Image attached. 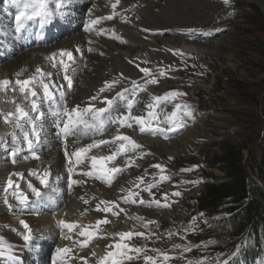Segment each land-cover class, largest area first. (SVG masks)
Returning <instances> with one entry per match:
<instances>
[{"label":"bare ground","instance_id":"obj_1","mask_svg":"<svg viewBox=\"0 0 264 264\" xmlns=\"http://www.w3.org/2000/svg\"><path fill=\"white\" fill-rule=\"evenodd\" d=\"M230 1L233 0H229L228 4H225L224 0H120L116 8L120 15L112 20H105L100 25L105 29L114 30L115 35L120 37L116 39L111 31L97 36L84 29V24L90 18V9L92 18L110 15L113 11L111 3L115 0H111V3L109 0H72L61 9L63 15L55 16L43 28L37 21H29L19 32L15 28L18 6L8 0H0V80L8 79L14 85L16 74L21 73V70L24 71L19 78L26 79L35 72L37 66H40L44 71L53 73L52 79L58 85H66L67 82L63 80V71L59 65L57 68L51 66L53 62H58L60 57L57 56L55 61H50L48 57L61 49L72 51L75 63L71 66L75 71L69 73L73 81L72 89L68 90L65 87L67 103L70 107L75 104L87 106L89 98L104 87L105 81L119 80L110 91L101 93L100 99L95 102L96 107H104L105 105L100 102L103 97L111 98L123 88L131 89L132 81L140 85L146 79H150L140 71L141 68L154 70L159 64V59L167 63L179 50L214 53L226 46L224 42L226 37L209 41L208 35L216 31L213 28L200 26L212 23L229 13ZM256 1L264 10V0ZM122 17H126V20ZM211 30L214 31L210 32ZM77 47L80 49L79 52L75 51ZM89 48L93 51H89ZM63 59L68 62L67 57ZM156 78L159 79L158 76ZM155 85L147 84L145 92L137 89L138 103L133 109L134 115H139L144 110L150 95H154L157 90ZM19 94L21 93L18 86L15 91L11 88L0 91V138L9 145H11L10 134L13 127L11 123L4 122V114L15 112L17 104H26L24 109L35 115L31 113L28 101L23 99L22 103V100L18 99ZM42 110L46 115L41 142L36 147L39 159L30 157L24 160L23 157L30 156V153L26 144H21L24 150L17 156V163L12 164L7 151L0 148V238L6 245L11 246V258L8 254L0 256V264H52V257L57 247L72 248L71 258L67 259L66 264H84L80 257H85L88 264H95V257L91 256V252L95 251L97 256L104 255L106 246L112 244L111 234L121 232L120 228L131 226L132 215L171 220L175 210H159L157 207L154 212V204L147 206L140 203H126L120 199L129 194L127 190L139 192L141 198L140 188L136 186L140 183L136 178L142 176V170L135 166L138 162L134 161L140 153L139 149L127 153V156L117 158L115 163L122 167L128 157L134 163L117 175L111 186L94 177L82 175L83 171L88 170L84 164L77 165L75 171L69 172L65 143L70 154L76 148L84 147L94 140H110L117 134V125L108 123L99 134L91 132L84 135L77 132L68 136L65 141V138L59 134L57 117L49 112L47 104L42 105ZM119 111L126 112L127 109L119 106ZM116 114V112L112 113L113 116ZM196 128L202 131L201 127L195 126L184 129L176 137L167 139L148 133L141 134L139 126L135 124L132 128L123 127L119 131L139 143H148L159 151L179 155L193 144L191 131ZM16 131L17 135H20L19 130ZM116 147L117 145L114 144L102 145L98 149H93L91 155H109ZM10 151L11 148L8 149V153ZM45 169L50 171L47 186L40 184L38 177L31 174L32 171L42 174ZM15 172L23 173V177L13 176V180L19 185L18 192H24L28 196L29 203L26 207L19 205V201L13 195V188L4 191L9 174ZM70 179L83 182L73 185L70 189ZM29 183L40 189L42 193L40 198L32 193L28 187ZM121 188L126 191L122 192ZM5 198L7 204L4 202ZM84 200L88 203L85 204ZM100 201H117L120 208L125 211L120 212L119 216L97 212L96 205ZM9 204L12 206L11 209L8 207ZM113 210L119 211V209ZM105 215L111 221L109 224L100 225L99 235L105 238L95 239L83 248L73 243L74 240L83 239L78 237V229L72 232L63 229L62 232L58 224V221L63 219L69 223L79 222L81 225L94 226L96 221L104 219ZM20 220H24L33 234L41 238L36 244L25 246L22 234L26 230ZM62 235H68L72 239H63ZM4 251L7 253L8 248L6 247ZM143 253L144 251L139 257L144 256ZM158 264H170V260L159 261Z\"/></svg>","mask_w":264,"mask_h":264},{"label":"rangeland","instance_id":"obj_2","mask_svg":"<svg viewBox=\"0 0 264 264\" xmlns=\"http://www.w3.org/2000/svg\"><path fill=\"white\" fill-rule=\"evenodd\" d=\"M8 2L14 4L12 0ZM230 2L229 13L200 26L216 31L208 35L209 41L226 37V46L214 53L209 51L212 54L179 50L167 63L159 59L157 68L152 69V73L159 77L154 95L161 96L169 91L186 94L157 108L159 119L163 121L174 111L176 104L182 106L176 109L177 116L173 119L184 123V127L168 132L167 137H176L184 129L195 126L202 128V131L199 128L191 131L193 144L179 155L167 154L148 143L135 140L143 146L134 160L138 162L135 166L142 170L143 183L139 184L141 198L145 201L160 200L161 204L170 205L162 207L153 203L154 212L159 207V210H175V214L171 220L132 215L131 226L120 230L144 233L124 242L132 248L144 249V256L154 257L156 264L165 260H170V264H188L189 261L192 264H223L242 252L244 246L251 248V258L245 257V262L239 258L238 264H264V221L256 225V234L252 232L253 227L249 229L247 225L241 232L229 237L228 246L211 248V240H214L211 221L228 218L230 213L225 208L213 214L203 212L207 186L210 187L213 182L211 176L225 175L224 164L218 160L225 157L228 147H232L233 152H239L237 158L243 165L248 187L260 189L264 194V10L256 0ZM160 70L165 72L164 76L159 75ZM18 99L23 103L22 94L18 95ZM185 104L190 106L193 117L184 115ZM26 106L21 105L23 108ZM159 126L165 128L169 125L160 123ZM156 136L164 137L159 133ZM6 153L9 154L8 151ZM156 164L164 167L163 174L169 179H160V169L152 167ZM147 184L155 186L145 190L143 186ZM175 192L180 195H173ZM249 196L244 203L253 199L252 194ZM145 204L148 206V203ZM258 204V216L264 219L263 196ZM111 239L112 244L120 242L118 236ZM185 247L191 248V251H184ZM141 253L128 252L134 257ZM161 253L169 258L164 259ZM144 256L125 261V264H146Z\"/></svg>","mask_w":264,"mask_h":264},{"label":"snow or ice","instance_id":"obj_3","mask_svg":"<svg viewBox=\"0 0 264 264\" xmlns=\"http://www.w3.org/2000/svg\"><path fill=\"white\" fill-rule=\"evenodd\" d=\"M14 4L18 6V14L15 16V28L16 31L19 32L29 21H37L41 28H43L46 24H49L53 18L57 15H63L61 9L66 5L70 4L72 0H12ZM111 3V0H109ZM225 4L229 3V0H224ZM120 4V0H115L114 3H111V8L113 9L112 13L107 16H96L92 18V10H89V19L84 24V29L86 32L94 33L99 36L102 34H107L109 31L112 32L114 38L120 39L119 36L115 35L114 30H108L102 25V22L105 20H112L116 16L120 15L116 11L117 5ZM122 19L126 20V17H122ZM125 42V41H121ZM89 51H93V49L89 48ZM76 52H79L80 49L77 47L75 49ZM59 56L60 59L58 62H53L51 66L53 68H57L58 65L63 71V80L66 81V85L57 84L53 81V73L50 71H44L40 66H37L35 72L28 76L26 79H20L19 77L22 75L24 70H21V73H17V79L15 80V84L8 80H0V91H5L11 88L13 91L16 90L18 86L19 92L23 95L24 100L29 102L31 113H35V115L30 114L29 111H26L20 104L16 105L15 112H8L4 114V122L6 124L11 123L13 127V131L11 132V145L7 143L3 138H0V148H4L5 151L9 152V156L11 157V163H17V156L23 152V148L21 144H26L27 150L30 153V156H24V160H28L30 157L34 159H39L40 157L37 155L36 147L41 142V132L44 128V118L45 112L42 110V105L47 104L49 112L57 117V128L59 129V134H61L65 141L68 136L73 135L77 132H80L84 135H87L91 132L102 133L105 126L108 123L117 125V134L112 136L110 140H94L92 143L87 144L84 147L76 148L70 154L67 150V144L65 143V156L69 160V172L72 173L75 171V167L77 165L84 164L85 168L88 170L83 171L82 175L94 177L103 181L104 183L111 186L113 180L119 175L121 172L125 171L127 167L131 166L134 161L131 160L130 157L125 161L124 166H120L116 164V160L120 156H127V153L133 152L137 149H141L143 146L138 144L135 140H133L130 136L124 135L120 133L119 129L123 127L132 128L133 124L139 126V132L141 134L148 133L151 135H156L157 133L164 135L165 139H167V133L171 131H175L179 128L184 127V123L177 122L176 119H173L177 116L176 109H181L180 104L175 105L174 111L166 115L163 121H160L159 116L160 113L157 112V108L161 104H166L174 100L178 96L186 95L185 93L177 92V91H169L164 93L161 96L150 95L149 101L145 104L144 110L140 115H134L133 109L135 105L138 103L136 100L137 89L141 92L147 91V84H157L159 81L156 76L152 73V70L149 68H141L146 77H150V79H146L143 84L137 85L136 81H132L133 87L123 88L121 91L116 92L114 96L108 98L107 96L103 97L100 100L103 103L104 107H96L95 102L100 99V94L106 91H110L119 80H113L112 82L105 81L104 87L100 88L96 95L91 96L87 103V106H81L80 104H75L74 106H69L65 97L66 91L65 87L68 90L72 89L73 81L72 77L69 74L70 72L75 71L72 68V64L75 63L73 52L61 49L57 53H52L48 59L50 61H55L56 57ZM67 57V61L63 59ZM137 67H139L137 65ZM59 75V73H57ZM160 76H164L165 72L163 70L159 71ZM119 106H123L127 109L126 112H120ZM185 109L184 115L188 117H193V112L190 110V106L183 105ZM53 109H55L53 111ZM113 112L117 114L115 116L112 115ZM146 113V115H145ZM160 123H166L169 126L162 128L160 127ZM29 126V127H26ZM172 125H175L173 127ZM19 130L20 135H17V131ZM117 145L114 151H112L109 155H91L93 149H98L102 145ZM144 153H141L143 155ZM75 158L74 160L72 158ZM171 159V158H170ZM152 167L160 169L161 171V180L169 179L168 176L164 175V167L160 164L152 165ZM195 167V166H194ZM191 169H183L182 171H190ZM147 170H145L146 172ZM32 175L37 176L40 184L47 186L48 178L50 176V171L45 169L42 174L37 173L36 171L31 172ZM13 176L23 177V173L15 172L9 174L7 178L6 187L4 191L7 192L9 188H13V195L19 201V205L27 206L28 196L24 192H18L19 185L15 184L13 180ZM139 183H143V177L136 178ZM81 180H71L69 183V188L75 184L82 183ZM195 183V182H193ZM139 187V184L136 185ZM155 185L148 184L145 190H150ZM28 187L31 189L32 193L40 198L42 193L39 188L35 187L31 183L28 184ZM121 191H126L121 188ZM128 195L124 197H120L126 203H140L145 204L148 203L149 206L155 203L157 206L162 207H170L169 204L164 203L161 204L160 200H150L145 201L142 198H139V192H131V190H127ZM173 195L179 196V192L173 193ZM139 198V199H137ZM165 201L167 200V194H165ZM83 199V198H81ZM95 199V197H93ZM5 204L8 203L5 198ZM84 203L87 204L88 201L84 200ZM8 207L11 209V205ZM113 209H119V211H114ZM97 212L101 213H112V215L119 216L120 212H124L123 208H120L119 203L117 201H100L96 205ZM87 211V209L85 210ZM83 215V213H82ZM201 216L203 213L200 214ZM140 220H143V217H137ZM195 220V217H193ZM24 229L26 230L23 233V240L25 241V246H32L36 244L40 237H37L33 234L32 229L29 225L24 221H19ZM111 221L107 219L105 215L104 219L97 220L94 226H85L79 224V222H66L61 219L58 221V224L63 229H67L68 232H72L74 229H78L77 235L78 237H83L82 240H74V244H79L80 247H87L91 242L95 239H104L105 237H101L99 235L101 229L100 225L109 224ZM147 223H154L153 221H148ZM147 226V225H145ZM113 236H118L120 242H116L115 244H108L106 246V250L104 255L97 256L95 251L91 252V256L95 257V264H125V261H132L133 259H138L139 255L136 257L129 255V251H134L139 254L144 251L141 248H132L128 243L124 241L130 240L132 236H143L144 233L139 232H117L111 234ZM155 235V233H153ZM171 235V233H170ZM63 239H72V237L68 235H62ZM8 248V252L4 251L5 248ZM176 247H179L177 245ZM115 249V250H113ZM159 251V250H154ZM184 251H191V248H184ZM72 248L70 247H57L55 255L52 257V264H66L67 259L71 258ZM11 246L6 245L2 238H0V256L9 255L11 258ZM164 256V259H168L167 254L161 253ZM81 260L84 261V264H88L87 259L85 257H80ZM146 264L147 262H151V264H156V260L152 256L145 255L143 257ZM188 264H192L191 261ZM198 264H203V262H198Z\"/></svg>","mask_w":264,"mask_h":264},{"label":"trees","instance_id":"obj_4","mask_svg":"<svg viewBox=\"0 0 264 264\" xmlns=\"http://www.w3.org/2000/svg\"><path fill=\"white\" fill-rule=\"evenodd\" d=\"M237 156H239V152H233L232 147H228L225 157L218 160L220 164H224L225 175L221 177L211 176L212 178L210 179L213 182L210 184V187L207 186V201L204 205L203 212L213 214L214 211L224 210L225 208L230 213L228 218L211 221V235L214 237V240H211L210 243L211 248L228 246L230 244L229 237L235 236L247 225H249V229L252 226V232L255 233L256 225L264 221L263 218L258 216V202L262 196L264 197V194L260 189L248 187L244 177L243 165ZM262 158L264 165V155ZM251 194L253 199L244 203L243 201L249 198ZM250 254L251 248L246 249V246H244L242 252L234 255L229 261L223 264H238L239 258L244 259L245 262L247 261L245 257L251 258Z\"/></svg>","mask_w":264,"mask_h":264}]
</instances>
